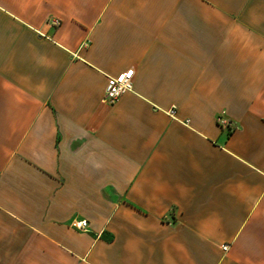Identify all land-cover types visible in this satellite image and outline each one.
Instances as JSON below:
<instances>
[{"label":"crops","instance_id":"obj_1","mask_svg":"<svg viewBox=\"0 0 264 264\" xmlns=\"http://www.w3.org/2000/svg\"><path fill=\"white\" fill-rule=\"evenodd\" d=\"M0 264H264V0H0Z\"/></svg>","mask_w":264,"mask_h":264},{"label":"built area","instance_id":"obj_2","mask_svg":"<svg viewBox=\"0 0 264 264\" xmlns=\"http://www.w3.org/2000/svg\"><path fill=\"white\" fill-rule=\"evenodd\" d=\"M49 22L53 26H57L59 24V20L57 18H53ZM132 78L133 69L131 68L123 70L115 75H107L103 94V101L107 103H113L123 93L132 90ZM175 109V106H173L169 112L172 116L175 115ZM71 226L76 230L86 231L88 230L89 225L86 219H74L71 222ZM227 248V244L222 245L223 250H227Z\"/></svg>","mask_w":264,"mask_h":264}]
</instances>
